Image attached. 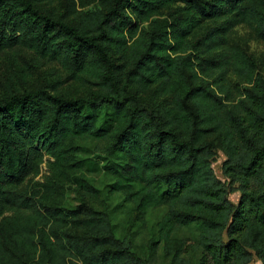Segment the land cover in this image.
<instances>
[{
  "label": "trees",
  "instance_id": "obj_1",
  "mask_svg": "<svg viewBox=\"0 0 264 264\" xmlns=\"http://www.w3.org/2000/svg\"><path fill=\"white\" fill-rule=\"evenodd\" d=\"M242 26L264 44V0H0V264H264V54ZM51 64L83 95L22 88ZM88 143L101 160L78 157ZM102 171L140 223L163 209L145 256L58 195Z\"/></svg>",
  "mask_w": 264,
  "mask_h": 264
},
{
  "label": "rangeland",
  "instance_id": "obj_2",
  "mask_svg": "<svg viewBox=\"0 0 264 264\" xmlns=\"http://www.w3.org/2000/svg\"><path fill=\"white\" fill-rule=\"evenodd\" d=\"M59 6V5H58ZM181 6V5H176ZM174 6V7H176ZM174 7L161 11V13L154 18L163 19L172 14ZM90 8V7H89ZM147 27V24L143 25ZM234 38L241 44L245 52L251 57H259L264 54V44L251 39L249 36V29L246 26L237 28L234 32ZM6 64L0 61V82L5 76ZM30 76L28 77L27 84L22 85L24 89H32L38 86L44 87L48 90H52L54 87L58 88L61 92L71 93L74 96H82L83 90L79 85L69 78V74L60 65H32L29 69ZM88 152L85 154L80 153L78 157H90L95 161L104 155L103 148L95 149L97 145L94 143H88ZM224 155L221 151L217 150L214 159L212 160V169L215 175L222 181L227 183L228 180L223 177L221 166L224 161ZM48 160L46 156L44 162L41 165L39 174L35 177H30L26 182V187L30 190L40 189L39 186H35L37 183L41 184L45 182V179L49 176L48 172ZM83 174V172H81ZM77 171V176L81 175ZM85 176L90 181V184L94 188L95 192H85L82 188L76 184H72L69 181H61L59 183L60 189L58 195H63L65 202L73 205L79 204L81 201H85L89 205L106 209L111 216L112 223L115 228L116 236L123 240H129L133 249L139 252L141 255H146V243L151 236V232L154 229L155 223L158 221L163 213V209H156L151 211L145 218L143 223L136 220V215L131 205L125 202L124 197L121 194H114L110 196L109 185L113 183V176L105 174L103 171L98 173L85 172ZM85 195V196H82ZM88 195H98L97 198L89 197ZM239 198V192L233 191L229 194V199L233 204H236ZM192 231H186L182 234L191 236ZM160 262H163L161 259ZM250 264H261L257 259H253Z\"/></svg>",
  "mask_w": 264,
  "mask_h": 264
}]
</instances>
